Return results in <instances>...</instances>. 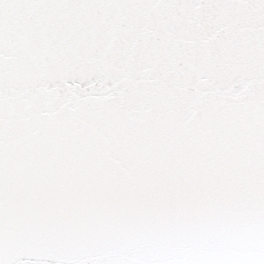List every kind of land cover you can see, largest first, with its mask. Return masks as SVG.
I'll list each match as a JSON object with an SVG mask.
<instances>
[{
  "label": "snow or ice",
  "instance_id": "6c2138e0",
  "mask_svg": "<svg viewBox=\"0 0 264 264\" xmlns=\"http://www.w3.org/2000/svg\"><path fill=\"white\" fill-rule=\"evenodd\" d=\"M0 264H264V0H0Z\"/></svg>",
  "mask_w": 264,
  "mask_h": 264
}]
</instances>
